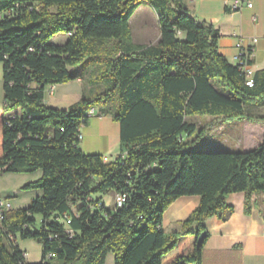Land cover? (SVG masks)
I'll list each match as a JSON object with an SVG mask.
<instances>
[{"label":"trees","instance_id":"obj_1","mask_svg":"<svg viewBox=\"0 0 264 264\" xmlns=\"http://www.w3.org/2000/svg\"><path fill=\"white\" fill-rule=\"evenodd\" d=\"M141 5L156 16L153 44L132 42ZM58 34L64 41L51 42ZM219 38L184 0H0V175L41 173L19 189L40 194L0 220V264H104L109 253L113 264H201L203 221L225 220L232 193H244L246 213L254 193L264 197V138L246 151L188 150L206 129L190 139L195 117L264 124L247 110L262 104L264 67L247 86ZM89 61L105 64L106 90L67 109L47 105L45 88L82 78L76 67ZM91 110L119 125L120 153L107 162L79 147ZM109 193L123 205L105 207ZM191 195L199 204L183 230L164 231V211ZM16 239L36 241L39 262L27 263Z\"/></svg>","mask_w":264,"mask_h":264},{"label":"crops","instance_id":"obj_2","mask_svg":"<svg viewBox=\"0 0 264 264\" xmlns=\"http://www.w3.org/2000/svg\"><path fill=\"white\" fill-rule=\"evenodd\" d=\"M184 1L190 16L199 22L210 24L219 32V52L231 64L236 63L235 58L238 50L235 44L239 38H243L244 45H252L251 68L253 71L264 67V0H251V8L243 6L239 10H233L234 0ZM140 7L150 9L147 5ZM158 37L156 32L153 41H139L136 44H153L158 40ZM253 39H257V41L252 43ZM82 95V78H77L65 84L46 87L44 101L49 106L57 107L59 106L57 104H60L57 108L67 109ZM81 133L82 139L79 142V147L84 153L100 154L109 160L119 155V125L112 120L110 115L96 116L94 114L90 116L82 127ZM40 175V171L29 174L6 173L0 175V198L1 196L9 198L12 210L28 206L30 201L40 194V191L18 192V189L38 179ZM103 197H101V201L105 207H108ZM226 202L233 208V211L225 220L212 216L203 221L207 236L202 247L201 264H264L263 195L254 193L250 197L248 213L244 210V193H232L228 195ZM198 204L199 197L196 195L178 197L164 211L161 228L164 231L183 230L182 221ZM112 205L113 201L110 207ZM15 243L23 250L18 239ZM23 251L26 254V251ZM26 262L35 263L27 259Z\"/></svg>","mask_w":264,"mask_h":264},{"label":"rangeland","instance_id":"obj_3","mask_svg":"<svg viewBox=\"0 0 264 264\" xmlns=\"http://www.w3.org/2000/svg\"><path fill=\"white\" fill-rule=\"evenodd\" d=\"M129 26L132 35V42L134 44L139 41L151 42L154 39V35L158 33V26L156 23L155 14L151 9H144L142 7L137 8L132 14L129 20ZM66 38L65 34H58L51 42H62ZM112 41H108L106 46ZM105 50V49H103ZM82 74V88L83 95L86 99H92L97 94L103 92L107 88L105 80L98 79L100 75L107 70L105 64L89 61L86 64H80L76 67ZM0 107L2 106V88H1V65H0ZM116 93L111 96V103L116 100ZM80 98L77 100V102ZM74 102L72 105H74ZM60 106V104H57ZM57 106V107H59ZM247 110L256 114L264 115V98L262 104L259 106H247ZM192 121L197 125V130L190 138L194 140L198 135V129L202 126H206V129L198 139L192 141L188 147V150L196 151H246L256 147L260 144L264 138V124L254 123L241 120H227L220 122L208 117H195ZM18 192H23L18 189ZM4 196H1L3 199ZM104 202L106 206L110 207L112 201L114 202L113 195L111 193L105 194ZM3 243L7 245V241L3 239ZM18 243L23 250L26 251V259L31 262H39L41 257V246L32 239L21 240L18 239ZM114 255L112 253L107 254L104 264H113Z\"/></svg>","mask_w":264,"mask_h":264},{"label":"built area","instance_id":"obj_4","mask_svg":"<svg viewBox=\"0 0 264 264\" xmlns=\"http://www.w3.org/2000/svg\"><path fill=\"white\" fill-rule=\"evenodd\" d=\"M243 6L251 8L252 7L251 0H234L233 1V5H232L233 10H239ZM243 41H244L243 38H239L235 44V47L238 50V53H237L235 60H236V64L239 65V67L242 69V71L245 74V78H246L245 84L250 87L253 84L252 76H253L254 71L251 68V65L248 64L247 59L251 58L253 49L251 47L252 45L246 46L243 44ZM256 41H257V39H253L252 43H255ZM92 115H94L93 110L89 111L88 118ZM82 127H83V125H81V127L79 128V130H80L79 134H78L79 140L82 139V133H81ZM103 161L107 162V161H109V159L106 157H103ZM124 201H125L124 195H116L114 198V204L116 207H121L123 205ZM10 209H11V205H10L9 201L6 199L0 198V220H2L4 212H6L7 210H10ZM66 223L67 224L69 223L68 219H66ZM67 233L69 235H71L70 230H67Z\"/></svg>","mask_w":264,"mask_h":264},{"label":"water","instance_id":"obj_5","mask_svg":"<svg viewBox=\"0 0 264 264\" xmlns=\"http://www.w3.org/2000/svg\"><path fill=\"white\" fill-rule=\"evenodd\" d=\"M203 238H204V233H201L198 237V240H197V245H200L203 241Z\"/></svg>","mask_w":264,"mask_h":264}]
</instances>
